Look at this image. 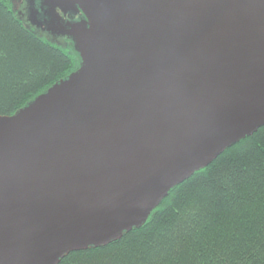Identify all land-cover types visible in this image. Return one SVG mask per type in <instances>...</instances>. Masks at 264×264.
Returning <instances> with one entry per match:
<instances>
[{
    "label": "water",
    "instance_id": "95a60500",
    "mask_svg": "<svg viewBox=\"0 0 264 264\" xmlns=\"http://www.w3.org/2000/svg\"><path fill=\"white\" fill-rule=\"evenodd\" d=\"M27 12L26 28L79 62L0 116V264L119 240L264 127V0H29Z\"/></svg>",
    "mask_w": 264,
    "mask_h": 264
},
{
    "label": "trees",
    "instance_id": "16d2710c",
    "mask_svg": "<svg viewBox=\"0 0 264 264\" xmlns=\"http://www.w3.org/2000/svg\"><path fill=\"white\" fill-rule=\"evenodd\" d=\"M71 46L28 29L0 0V116L78 67ZM59 264H264V127L169 191L139 228Z\"/></svg>",
    "mask_w": 264,
    "mask_h": 264
},
{
    "label": "flooded vegetation",
    "instance_id": "af4514ba",
    "mask_svg": "<svg viewBox=\"0 0 264 264\" xmlns=\"http://www.w3.org/2000/svg\"><path fill=\"white\" fill-rule=\"evenodd\" d=\"M11 1V6H12V9L15 10V13L18 14L19 12H21L22 14L20 16H22V18H25L26 22H30L31 24V19L29 18L28 16V12L25 14V9L27 8L28 10V4H29V0H10ZM79 15H77L76 17H74L75 19H78ZM64 20L66 21V19L64 18ZM27 22V24L29 26H31L29 23ZM32 28V27H31ZM33 30H35L37 33L41 34L42 36H44V34H42L39 30L37 29H34L32 28ZM56 43H59V44H69L67 42V40H65L64 38L61 39V38H58V39H53Z\"/></svg>",
    "mask_w": 264,
    "mask_h": 264
}]
</instances>
